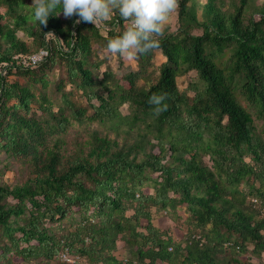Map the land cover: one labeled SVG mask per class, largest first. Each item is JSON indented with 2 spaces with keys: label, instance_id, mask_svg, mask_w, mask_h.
<instances>
[{
  "label": "trees",
  "instance_id": "trees-1",
  "mask_svg": "<svg viewBox=\"0 0 264 264\" xmlns=\"http://www.w3.org/2000/svg\"><path fill=\"white\" fill-rule=\"evenodd\" d=\"M251 3L207 0L199 17L197 0H178L177 31L138 54L137 70L98 78L90 59L101 47L109 57L128 26L119 11L98 27L58 6L41 25L26 0H0V154L30 167L23 184L0 185V264H53L65 249L78 264H264V0L258 17ZM156 51L166 61L153 79ZM59 64L60 104L47 94ZM75 128L88 138L70 152ZM153 208L183 221L184 241L155 226Z\"/></svg>",
  "mask_w": 264,
  "mask_h": 264
},
{
  "label": "rangeland",
  "instance_id": "rangeland-1",
  "mask_svg": "<svg viewBox=\"0 0 264 264\" xmlns=\"http://www.w3.org/2000/svg\"><path fill=\"white\" fill-rule=\"evenodd\" d=\"M28 4L33 5L34 0H26ZM198 4V16L201 17L202 15V5H205L207 3V0H197ZM109 3L112 7V13L118 11V0H109ZM263 5V0H252L251 3V10L249 13V16L256 13V8H261ZM258 17V15H255ZM60 17L63 20L69 19L70 16L64 15V13H60ZM103 19L104 22L101 21V24L104 25L105 21L109 20ZM33 21H30V24H33ZM103 27V26H102ZM170 29V31L175 32L179 28V20H178V9L176 8L172 14L170 15V18L165 23L164 29ZM104 35H107L106 31L102 32ZM18 38L22 39L30 49H34L33 45V38L28 37L24 31H19L17 33ZM100 48V47H99ZM166 61V58L162 54L161 51H156V56L154 63L156 65V68L151 72L153 75V79H156L158 76V69L162 63ZM102 62V67L99 70H95L96 77H102V73L106 71L107 69H112V71L116 72L119 77L123 75V70L130 71L132 69L137 70L138 66L136 63V57L134 58H128L126 56H122L119 53H112L110 52L109 57L107 56L106 51L101 47L100 49L95 50V53L93 57L90 59V63L98 64ZM49 75V81H50V87L47 90V94L49 95L50 99L54 103L60 104L62 101L61 95H59L56 92V84L64 79L67 80V72L64 65H57L52 71L48 72ZM196 78V73L191 72L188 75L181 77L178 79V86L180 90H185L188 85L193 82ZM10 80L12 82H19L21 85L26 84V79L24 77H11ZM41 87L40 85H38ZM140 86H145V82L141 81ZM71 85L67 86V90H71ZM190 95H193L192 93ZM72 99L77 103V105H81L83 107H87V100L86 98L81 96V93L75 92ZM14 100H11L8 102V105H13ZM94 104H98L97 100L93 101ZM35 107V106H34ZM37 109V107H35ZM122 111L124 114L128 115V107L124 106L122 108ZM89 113H92V110L89 111ZM96 127V126H95ZM81 131V128H75L71 131L72 136H69L68 140L71 142L68 146V151L74 152V144L73 142H82L86 141L88 136L85 133H81L79 135L78 131ZM205 162L207 163L208 160L205 159ZM30 167L24 163H21L20 161L16 159L7 158L5 153L0 154V185H9L11 187H14L16 185L23 184L30 176L29 174ZM153 214H154V223L156 226H159L163 228L164 230H169V232L173 235V237L179 241L182 242L185 240L186 234H187V227L184 225L183 221H176L173 219L172 216L166 215L165 212H157L155 208H153ZM169 227V228H167ZM253 247L251 246L249 249V253L245 256L249 258H253V260L258 263L259 261L256 259V257H252V251ZM264 256V255H263ZM79 261V260H78ZM53 264H68L60 259Z\"/></svg>",
  "mask_w": 264,
  "mask_h": 264
},
{
  "label": "clouds",
  "instance_id": "clouds-1",
  "mask_svg": "<svg viewBox=\"0 0 264 264\" xmlns=\"http://www.w3.org/2000/svg\"><path fill=\"white\" fill-rule=\"evenodd\" d=\"M33 6V17L41 25L48 23L58 6L62 8L60 13L66 16L78 15L77 23H96L112 14L109 0H34ZM177 7L178 0H118L119 16L128 26L120 35L108 40V50L134 58L158 47L160 42L156 37L163 34L166 21ZM164 99L154 93L149 102L159 106Z\"/></svg>",
  "mask_w": 264,
  "mask_h": 264
},
{
  "label": "built area",
  "instance_id": "built-area-1",
  "mask_svg": "<svg viewBox=\"0 0 264 264\" xmlns=\"http://www.w3.org/2000/svg\"><path fill=\"white\" fill-rule=\"evenodd\" d=\"M98 27H102L101 19L97 20L95 23ZM49 56V51L46 49H41L39 52L29 56L28 58L23 59V64L26 67H37ZM59 259L68 264H78L79 257H74L71 255L68 249H65L59 256ZM138 264V263H133Z\"/></svg>",
  "mask_w": 264,
  "mask_h": 264
},
{
  "label": "crops",
  "instance_id": "crops-1",
  "mask_svg": "<svg viewBox=\"0 0 264 264\" xmlns=\"http://www.w3.org/2000/svg\"><path fill=\"white\" fill-rule=\"evenodd\" d=\"M155 224V223H154ZM156 226V225H155ZM119 259H124L126 257V252L124 249H120L115 254Z\"/></svg>",
  "mask_w": 264,
  "mask_h": 264
}]
</instances>
